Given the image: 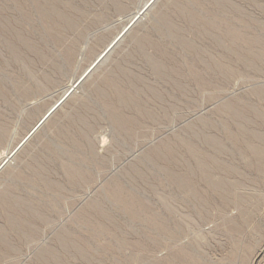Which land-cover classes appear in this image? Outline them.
<instances>
[{
  "label": "rangeland",
  "instance_id": "374dc122",
  "mask_svg": "<svg viewBox=\"0 0 264 264\" xmlns=\"http://www.w3.org/2000/svg\"><path fill=\"white\" fill-rule=\"evenodd\" d=\"M0 128V264H264V0H0Z\"/></svg>",
  "mask_w": 264,
  "mask_h": 264
},
{
  "label": "bare ground",
  "instance_id": "6f19581e",
  "mask_svg": "<svg viewBox=\"0 0 264 264\" xmlns=\"http://www.w3.org/2000/svg\"><path fill=\"white\" fill-rule=\"evenodd\" d=\"M68 25L69 26H71V27H74V25H73V23H71V22H69L68 21ZM74 29V28H73ZM28 43V42H27ZM183 43H185V45H188V46H190V44L189 43H187V42H183ZM13 49V48H12ZM153 62V61H152ZM157 69V71H158V69L159 68H156ZM226 108H227V106H226ZM231 113H233V114H235V115H239V113H241V112H239L238 113V111H235V109H232V108H227ZM240 115H242V114H240ZM236 116V117H237ZM115 117V116H114ZM239 117V116H238ZM243 117V116H242ZM261 118V117H260ZM117 119V118H116ZM118 119H120V118H118ZM242 119V118H241ZM243 119H244V117H243ZM121 120V119H120ZM119 120V121H120ZM115 121V120H114ZM129 122V121H128ZM120 124V123H119ZM121 124H122V120H121ZM121 124H120V126H121ZM127 124V123H126ZM1 129V128H0ZM2 130V129H1ZM3 131V130H2ZM4 132V131H3ZM247 134V133H246ZM249 134H251V136H253V137H255V138H257V139H259V140H262V141H264V136H262V135H260V134H258V133H256V132H250ZM3 136V135H2ZM250 137V136H249ZM103 142H105V139H104V141ZM214 146H216V147H218L219 146V144H218V142L217 141H215V140H211L210 141ZM215 147V148H216ZM221 148V147H220ZM254 149V153H256V155H260V153H263V151L261 152H259V150L258 149H255V148H253ZM196 154V153H195ZM263 155V154H262ZM201 159V158H200ZM202 161H200V163H201ZM202 166V165H201ZM70 167V166H69ZM72 167V166H71ZM67 169H68V167H67ZM73 170H75V169H73ZM173 175H175V174H173ZM176 176H178V175H176ZM180 176H183V175H180ZM174 177V176H172L173 178H174V183L176 182L177 184H178V186L180 187V188H182V190H183V188H184V190H186L185 188H187V190L189 189L188 187H190V186H188V183H189V181H188V183L186 182V180L184 179V176L183 177ZM171 177V178H172ZM206 177H208L207 175H206ZM187 179V178H186ZM208 179H210V178H208ZM173 180V179H172ZM211 180V179H210ZM215 180V179H214ZM223 182V181H222ZM175 183V184H176ZM213 185H214V187L215 188H217V187H219L220 188V186H221V182H219V181H213V183H212ZM222 187V186H221ZM191 189V188H190ZM134 214V213H133ZM167 222V221H166ZM164 223V222H163ZM162 227V229H163V231L164 230H166V228H165V226L164 225H162L161 226ZM166 232V231H165Z\"/></svg>",
  "mask_w": 264,
  "mask_h": 264
},
{
  "label": "water",
  "instance_id": "95a60500",
  "mask_svg": "<svg viewBox=\"0 0 264 264\" xmlns=\"http://www.w3.org/2000/svg\"><path fill=\"white\" fill-rule=\"evenodd\" d=\"M127 31V30H126ZM116 42L112 45V48L115 46ZM55 109V108H54Z\"/></svg>",
  "mask_w": 264,
  "mask_h": 264
}]
</instances>
